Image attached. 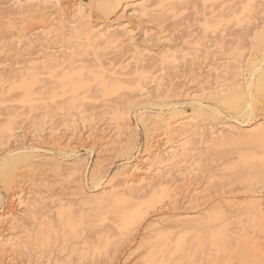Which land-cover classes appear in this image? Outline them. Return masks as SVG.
Wrapping results in <instances>:
<instances>
[{"label": "rangeland", "instance_id": "374dc122", "mask_svg": "<svg viewBox=\"0 0 264 264\" xmlns=\"http://www.w3.org/2000/svg\"><path fill=\"white\" fill-rule=\"evenodd\" d=\"M47 1L0 0V76L8 77L19 69L24 71L41 65L44 59L59 56L66 67L73 62L77 65L71 66L83 69L87 76H103L107 93L90 80L88 90H79L82 101L77 103V109L64 111L55 107L61 102V95L40 99L41 83L32 86L37 91L33 101H21L25 98L19 88L7 86L0 92V215L9 210L14 216L13 219L5 216L4 221L5 217L0 216V239L15 242L13 247L0 251V264H141L150 247L159 240L172 249L169 254L173 263L181 256L173 249L177 243L182 242L184 250H188L197 234L223 226L219 221L205 220L218 207L225 209L223 220L230 221L228 243L220 249L203 245L197 257L199 263L257 264L264 251L261 254L256 251L264 250V244L259 249L248 240L251 235L260 234L261 229L246 222V210L256 200L264 205V167L259 168L262 172L259 177L247 181L244 171L251 164L240 161L234 147L230 149L229 145L244 139L239 133L246 127L264 122V89L255 87L257 79L264 78V39L258 43L255 33L264 25V0H162L160 3L149 0L148 5L145 2V11L138 14L133 11L135 0H120L115 6L110 2L113 9L107 14L97 7L98 1L105 0H64L59 10ZM17 2L35 15L33 22L28 23L29 28L36 26L44 12L45 18L47 14L56 20L62 16L63 29L67 32L65 28L75 20L76 9L83 8L91 23L100 28L126 24L132 29V39L121 37L124 41L116 45L99 41L88 44L85 36L71 41L67 36L52 33L47 39L29 35L17 40L15 31L7 24L8 21L19 23ZM69 46L74 53L71 58L67 57L69 49L65 50ZM166 54L172 56L162 61ZM141 57L144 61L139 64L137 58ZM210 68H217L223 83L221 88L230 89L228 97L231 95L233 103L207 99L199 107L190 103L188 95L216 85L212 83L216 76L207 80ZM114 75L121 80L111 79ZM250 75L254 81L247 87L245 78ZM138 83L139 92L131 86ZM43 84L45 89L53 85L48 80ZM247 94L253 99L249 97L252 110L242 115L236 109L243 106ZM124 112H128L127 117H123ZM118 114L122 117L119 121L129 120V126H124L120 135L114 127ZM161 117L175 124L194 119L202 129L201 140L190 132L184 136L195 143L191 159L150 155L163 152L162 143L149 146L150 137L155 135H152L153 122ZM41 119L44 124L38 132ZM68 119L76 120L75 130ZM8 134L13 135L7 138ZM5 139L7 142L3 143ZM24 147L28 156L22 161ZM253 150L264 157V144ZM144 158L147 165L151 164L149 173L132 172L131 166ZM10 176L11 180H7ZM139 176L148 177L152 184L174 179L171 187L174 197L157 196L147 204L149 195L144 189L136 193L141 198L134 196L131 201L109 203L108 208L90 201L93 194L108 196L122 187L124 179ZM17 189L31 196L25 200L30 199L27 205L8 204L7 194ZM122 203H141L144 216L139 224H131L130 228L122 226ZM58 209L71 211L79 225L74 227L79 228L78 232L58 221ZM241 221L247 234H242L245 229L238 228ZM191 222L197 224L196 229L191 227ZM46 224L55 230L48 244L43 242Z\"/></svg>", "mask_w": 264, "mask_h": 264}, {"label": "bare ground", "instance_id": "6f19581e", "mask_svg": "<svg viewBox=\"0 0 264 264\" xmlns=\"http://www.w3.org/2000/svg\"><path fill=\"white\" fill-rule=\"evenodd\" d=\"M63 1L64 0H48L47 2H48V4H49V2L52 3V6L53 7H57V9L59 10L62 7L61 4L63 3ZM119 1L120 0L98 1L97 2V7L99 9H101L105 14H107L110 10L113 9L111 7V5H110V2L114 3V6H115L116 4L119 3ZM151 1H153L154 3L155 2H159V3L162 2V0H151ZM145 2H146V5H148L147 2H149V0H135V3L134 2L133 3L136 6L135 7L133 6L134 7L133 11L137 12V14L145 11V9H146ZM16 6H17V13L20 16L19 23L16 25V24L12 23L11 21H8L7 24L10 25V27L15 31V34H16L15 38L17 40H21L22 38H25V37H27L29 35L30 36L31 35H36V36H39V38H40V36L41 37L43 36L44 38L47 39L48 37H51L53 35L52 33H57L59 36L61 35L63 37L67 36L68 40H71V41H77L81 36H85L87 41H88V44H94L95 42L99 41V43H101V44L116 45L117 43L123 42L124 39L129 40V41L132 39V29L129 28V27L127 28L126 24H120V25L115 26V27L111 26V28L102 27L101 26L102 28H100L98 26V24L91 23L90 16L86 15L85 13L82 12L83 8L82 9L81 8H77L76 9L75 20L72 21L71 23H67V25L69 24L67 27L65 26L66 27L65 30H67V32H65L64 29H63L65 24H64L63 20L61 19L62 16H60V19L59 20L57 19L58 20L57 21L56 19L53 18V16H51V14H47V16L45 18L44 15L46 13H44V12H41V14H40L41 17L39 16L38 23L35 22L36 26H33L32 28H29L28 27V23H32L33 22L35 15L32 13V10L30 8L21 7V5H19V2H17ZM54 20H55V22H54ZM258 28H260V27H258ZM262 31H264V25L261 26L260 31L256 30V32H255L256 33V38H257L256 40H257L258 43L262 40V35H261ZM36 36H35V38H36ZM54 36H55V34H54ZM121 37L124 38V39H120ZM89 46H91V45H89ZM66 49L67 50L69 49V53H68L67 57L71 58L72 55L74 54L71 51V47L69 46V47L65 48V50ZM144 55H145V53H144ZM144 55H142V57H144ZM171 56L172 55H167V54L163 55L161 60L162 61H167V60H169V58ZM142 57L141 58H137V62H140L139 64H141L144 61V58H142ZM263 60H264V58H263ZM64 65H65L64 64V60L59 59V56H55L52 59L48 58L46 61L44 59V62L42 61L41 65L37 64V65L30 66V67L26 68L24 71L19 69L18 73H14L13 72L12 75H10L8 77H5V78L3 76L2 77L0 76V92H2L7 86H10L9 87L10 89L11 88H19L22 91L21 94L23 93L24 98H25V99H21V101L22 100L23 101H30V100L33 101L35 98H37V96H36L37 91L32 86L41 83L42 87L40 85H38L39 87H41V89L38 86H36V88H39L38 90H41L39 92V93H41L40 94L41 95L40 99H45L46 97H49L50 99H53L57 94H59V95H61L62 100L55 107L60 109V110H64V111L66 109L71 108V107H75V109H77L76 108L77 103L82 101L81 99H79L80 96H78V95H80L79 94V90L80 91L81 90H85V89L88 90L87 87H88V85H90L89 84L90 80H93L95 82V84H97L99 86V88H100V90L102 92H106L107 93V91H106L107 90V83H106V80L104 78H102L103 76L102 77H97V76H92V75L87 76V75H85V72L83 71V69H80V68L76 69L77 67L76 68L72 67L71 65H77V64H74L73 62L68 63L67 67L64 66ZM81 65H83V64H81ZM136 65H137V63H136ZM251 65H253V64H251ZM112 70L113 69H111V71ZM259 70L260 69H258L257 71H259ZM100 71H103V70H100ZM112 72L113 73H117V71H114V70ZM207 72H208L207 76H206L207 80L212 79L213 77L216 76L214 82H212L213 84H216V85L213 86V87H208V88L202 87L199 90L198 94L188 95L190 103L195 105V106H198V107L201 106L203 99H207V100H210V101H213V102H217V103L219 101H221V102H224V103H226L228 105L233 103V99H232L231 95H230V97H228V91L230 89L227 88V87L226 88H221L223 86V83H220V76H218V74H217V72H218L217 68H210V69L207 70ZM113 77L114 78H111V79H115V80H119L120 79L119 76L115 77V75H114ZM248 77L245 78L246 79L245 83H246L247 87H249L254 81V79H253L254 76L250 75ZM259 78L257 79V81L255 83V87H256L257 90L258 89L259 90L260 89H264V80H263L264 78H262L263 81L261 79H259ZM46 80H48L49 82H51L53 84L52 88H50V89L43 88V86H45L43 84V82L46 81ZM126 82L129 83V81H126ZM131 86H132V89L137 90V92H139L140 89H141L140 88V86H141L140 83L135 84V85H131ZM6 92H7V90H6ZM137 92H136V94H137ZM249 95H250V93H249ZM249 95L248 94H247V96L245 95L246 99H245V101L243 99V102H244L243 106L241 108L238 107L239 109H236V111L238 113L242 114V115H248V114L251 113V110H252L251 104L252 103L250 104L251 96H249ZM251 100H253V99L251 98ZM56 103H58V101ZM27 104H24V105H27ZM29 104H28V106H29ZM139 111H138V114H139ZM73 115H70L72 119L74 118ZM127 115H128V112H124L123 113V117L124 116L127 117ZM115 116L117 117V122L114 125L115 132H116L117 135H120L122 133V130L124 129V126H126V127L129 126L128 125L129 124V120L127 119V120L119 121L122 117L119 116V114L115 115ZM158 117H160V116H158ZM42 119H41L40 124H39V129H37L38 132L42 131L41 127L43 126L42 124H44ZM72 119H68L67 122H70L71 123V127L74 129V128H76V126L74 125V122L76 120L72 121ZM153 124H154V131H152L153 132L152 135L153 134H155V135L150 137L149 146L150 147H154V145H153L154 143L155 144L156 143L157 144L158 143H160V144L162 143V146H164V148H163L162 154L160 153V151H158L157 153L151 152L150 155H152L154 158H156L158 156H166V157H169L171 159H175L178 156H185V158L187 160L191 159L194 156V154H195L194 151L196 150V148L194 147L195 143L184 139V136H186V134H188L190 132V133L193 134V137H195V139L201 140V138H202L204 133H203L202 129L196 124V121H194V119L187 120V122L185 124L182 121H180L177 124H175V121H172L169 118L161 117L158 120L154 121ZM184 126H187V127L184 129ZM10 128L11 127H9L8 129H10ZM149 129L150 128H146V131L148 132ZM182 129L184 131H182ZM9 131H11V130H9ZM240 132H242V133H239V131H238L239 135L240 136H244V139H237V140H235L233 142H230L229 146H230V149H231V147H234V150H235L236 154H238V157H239L240 161L244 162V164L250 162L251 166H249V170H246V172L244 171V173L246 175V176L245 175L244 176L246 178L244 176H243V178H245L247 181L251 182L253 179H256L257 177H259V175L262 173L259 170V168H263L264 167V157L263 156H259V154H257L258 152L256 151L257 152L256 153L253 150V147L264 144V122H258L255 125H250V126L246 127L244 129V131H240ZM7 133H11V132H7ZM51 133H52V136L56 135L55 134V130H52ZM10 135L12 136L13 134H8L6 137L8 138V136H10ZM212 135H214L213 132H211V136ZM252 135H255V137H252ZM6 142H7V139H5L3 141V143H6ZM34 147L35 146H31V148H34ZM24 148H23L22 154H21L22 161L24 159H26V157L28 156L27 152H26L27 149L26 148L24 149ZM230 152H231V150H230ZM10 154H11V152H10ZM21 159H20V161H21ZM15 160H17V159H15ZM7 161L5 160L4 162L7 163ZM11 161H9V162H11ZM15 164H16V162H15ZM3 165H2V167H3ZM4 166H6V165H4ZM7 166H9L8 163H7ZM150 167H151V164L147 165L146 164V159L144 158L142 160H139V162L134 163L131 166V171L132 172H138V173L142 174V171H147L148 172ZM3 168H2V170H3ZM9 169H10V166H9ZM147 172H145V173H147ZM3 173H5V172H3ZM11 177L12 176H10L9 179H7V178L6 179L7 180H11ZM130 179L129 180L128 179H124V183H123L122 187L120 189L113 190L108 196L107 195H101V196L97 197L96 194H93L92 195L93 197L90 198V201L94 200L95 202L99 203L100 207L108 208V207H110L109 205L113 204V202H119L120 200H122V201H131L133 198H135L134 196H137V198H141V196L137 195L136 193H138V192H140V191H142L144 189H147V195H149V198L147 197L148 198V200H147L148 203L147 204H150L151 202H153L157 198V196L158 197L159 196H161V197L166 196L167 197V196L173 195V197H174V195H175L174 194L175 192H173L174 189L171 188L172 185H174V182H175L174 179H171V178L170 179H165L163 181H158V183H155V184L150 183L148 177L139 176L138 179H131V180ZM29 183H31V182H28V184ZM10 192H12V191H10ZM7 195H8L7 196L8 204L16 205V206L17 205H27L28 204L27 202L30 199L27 202L25 200H27L28 198L31 197V196H29V194L25 193L22 189H17L15 192L13 191L12 193H9ZM144 200L145 199H143L141 201H144ZM144 202H146V201H144ZM33 203H35V201ZM109 203H111V204H109ZM122 204L123 205H122V207L120 209V213H121L120 214V220L122 222V226L124 228L125 227L127 228V227L131 226V224H134V223H138L139 224L141 219H142V217L144 216L143 215L144 211L140 207L141 203L140 204H135V205H131V204H128V203H122ZM113 208L114 209H118L117 207L115 208V206ZM224 210H225L224 208L218 207V208H216V212L215 213L208 215L206 217V219H205L207 222L208 221L209 222L219 221L220 224L223 225L222 227H220V229H218V230L211 229L210 231L207 230V232L197 234L195 236V239L191 243V245H190L188 250L187 249L184 250L185 247L182 244V242L181 243H177L173 247L175 252H178V253L181 254L180 258L176 262L171 263V260H170L169 252H171L172 249H170L168 247V244L165 243L164 240H159V241H156L150 247L148 255L143 259L141 264H195V262H198V264H200L199 263V259L197 260V257L199 255L200 249L203 247V245L210 244L211 246L215 247L216 249H220V247L225 246L228 243L227 242L228 241V239H227V236H228V234H227V230H228L227 224H230V221H228L227 219H226L227 221L223 220V218L225 216L224 215V213H225ZM58 211H59V213L57 215L58 221L61 224H63L64 226H66L67 228H69L70 230L71 229H76L77 232H78L79 228L78 229L74 228L78 224H76V221H75L73 215L70 214L71 211L68 210L67 212H64L62 209L61 210L58 209ZM246 213H247L246 215H247V218H248V219H246V222L250 221V222L258 225L260 227V229H261L260 234H254L253 236L251 235L250 236L251 240L249 239L248 241H250V243L252 245H254L256 248L261 249V247H259V245L260 244H264V205L259 200H256V201H254L253 203H251L247 207ZM0 216H3V218L5 216L6 217L8 216V218L10 216L11 219L14 218L13 214L9 210H5ZM6 217L4 219L2 218L3 221L6 220ZM185 220H188V219H185ZM192 222H194V221H192ZM231 222H232V220H231ZM242 222L243 221L238 222L239 223V227L238 228L241 229V230L245 229L242 232V234L243 233L247 234L248 231H246V228H244V226L242 225ZM122 226H121V228H122ZM191 227H194L196 229L197 224L192 223ZM194 228H192V229H194ZM197 229H199V228H197ZM70 230H69V232H70ZM54 233H55V230L51 226V224H46L44 229H43V242H44V244H48V241H50L51 236ZM75 233H76V231H75ZM75 233L71 232L72 235H74ZM260 240L263 241V242H260L258 244V241H260ZM250 243L248 242L247 244H250ZM14 244H15V242L14 243L10 242V240H1L0 239V251L4 250L5 248H8V247H13ZM244 251L246 253L248 252L246 250H244ZM262 251H264V250L261 249V250H258L256 252L258 254H261ZM263 258H264V254L262 255V257L260 259L261 264H262V261H264ZM260 261H258V263ZM211 264H214V261H212ZM253 264H256V262L255 263L253 262Z\"/></svg>", "mask_w": 264, "mask_h": 264}, {"label": "snow or ice", "instance_id": "6c2138e0", "mask_svg": "<svg viewBox=\"0 0 264 264\" xmlns=\"http://www.w3.org/2000/svg\"><path fill=\"white\" fill-rule=\"evenodd\" d=\"M261 35H262V39H264V31H262Z\"/></svg>", "mask_w": 264, "mask_h": 264}]
</instances>
